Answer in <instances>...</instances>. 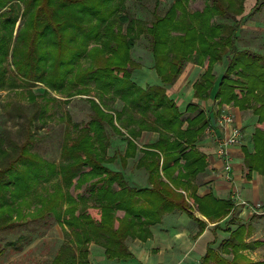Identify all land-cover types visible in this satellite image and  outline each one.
<instances>
[{
    "label": "trees",
    "instance_id": "trees-1",
    "mask_svg": "<svg viewBox=\"0 0 264 264\" xmlns=\"http://www.w3.org/2000/svg\"><path fill=\"white\" fill-rule=\"evenodd\" d=\"M126 1L0 0V90L27 87L28 99L43 100L0 166V256L5 247L31 243L56 221L67 238L48 264H91L92 244L106 260L121 263L133 257L126 239L146 240L163 213L182 210L192 216L195 206L209 219L224 218L233 207L230 198L197 194L198 177L209 165L197 143L211 127L198 101L212 98L218 105L251 110L253 150L243 149L244 164L264 171V54L236 44L247 15L240 0H205L200 10H189L190 0H172L149 22L129 15ZM141 35L148 36L159 78L145 87L131 78L140 68L131 49ZM192 60L203 72L192 84L198 101L185 107L192 115L182 118L166 87ZM223 60L217 80L214 65ZM37 83L44 89L34 93L30 89ZM74 96L87 98L89 118L79 123L67 117L58 160H48L34 149L40 140L36 120L45 124L55 104ZM144 132L156 133V139L138 144ZM115 135L124 150L109 154ZM130 158L145 170L147 186L126 181ZM116 160L121 169L108 166ZM239 235L241 240L242 225L221 241V252L210 244L200 264H264L238 254L244 244L233 240ZM228 249L232 258L222 257Z\"/></svg>",
    "mask_w": 264,
    "mask_h": 264
},
{
    "label": "rangeland",
    "instance_id": "rangeland-1",
    "mask_svg": "<svg viewBox=\"0 0 264 264\" xmlns=\"http://www.w3.org/2000/svg\"><path fill=\"white\" fill-rule=\"evenodd\" d=\"M171 2L172 0H127L126 11L129 15L145 22H149L153 18L154 13L163 14ZM205 2V0H190L187 8L189 10H200ZM261 2L262 0L256 4V0H240L244 9V14L247 15L240 30L237 32L236 44L240 49L247 48L264 54V5ZM216 21L232 22L227 18H218ZM131 57L134 61L140 64V68L134 69L132 72L131 78L133 81L143 87L149 84L159 83V78L153 70V58L148 48V36L141 35V37L136 40L131 49ZM224 66V60L214 65L213 72L216 75L217 80L220 77ZM202 72L203 66L196 64L194 60L188 61L184 65L181 74L178 76L174 84L166 87L167 94L177 103L179 110L182 112V118L192 115L185 111V107L189 102L196 103L198 101L192 97V84L199 78ZM43 89L44 86L37 83L35 86L31 87L30 90L34 93H38L42 92ZM26 92L27 87L0 90V166L5 165L13 153L11 148L12 144L17 143L22 139L23 134L21 128L25 120L29 117H37L36 114L40 110V106L43 104V100L36 99L31 101L28 99ZM52 95L56 98L64 99L55 93H52ZM206 101H198L196 103L199 106L198 108L204 111H207L208 108H210L213 112V110L217 108L218 103L212 98L209 101ZM114 105L119 107L120 104L119 102H116ZM218 106H225L224 108L227 106L234 107L233 104H221ZM51 110L52 114L47 118L45 124L36 120L37 136L40 137V140L34 149L48 160L56 162L59 157L60 144L65 130L64 126L66 125L67 117L74 122L84 123L88 120L91 109L85 96H74L71 97L67 103L61 100V103L55 104ZM240 111H242L243 114H245V112H247L248 115L251 114L250 109ZM146 133L147 132H144L138 139V144H149L156 139V133L152 132L148 134L149 138L145 141L143 135ZM208 134L209 133L206 132L205 136ZM124 146L125 143L119 136L115 135L112 137L108 153L113 154L115 150L123 152ZM118 161L119 160H116L113 163H108V166L116 170L121 169ZM132 172L139 174L136 176L140 179L139 181L134 180ZM144 172V169L136 168L134 166V160L130 158L127 160V166L123 175L129 185H134V187L138 188L148 185L147 175H145ZM86 187L85 184L81 188V192L84 195L87 194ZM119 214H121V210L117 211V215ZM231 217L232 219L237 218L233 213L231 214ZM225 224H227V221ZM66 238L62 225H58V223L54 221L52 225H49L44 229L41 236L36 237L31 243L27 245L23 244L18 249H12L11 246L5 247L0 256V264H48L57 252L59 246L66 241ZM227 252H229V249L225 251L224 254ZM221 256L224 258H230L228 255ZM238 261L244 260L240 258ZM109 263L110 262L105 259L96 260V264ZM118 264L132 263L131 261H126Z\"/></svg>",
    "mask_w": 264,
    "mask_h": 264
},
{
    "label": "crops",
    "instance_id": "crops-1",
    "mask_svg": "<svg viewBox=\"0 0 264 264\" xmlns=\"http://www.w3.org/2000/svg\"><path fill=\"white\" fill-rule=\"evenodd\" d=\"M224 107L217 105L213 112L210 108L207 110L211 117L212 134L205 136L197 146L207 155L209 165L198 177L197 194L203 196L210 193L218 199L230 198L233 202L231 211L222 219H209L195 206L192 216L182 210L163 213L160 221L149 227L151 234L146 240L126 239L133 255L129 260L132 264H200L207 247L211 244L221 252V241L228 239L238 225H242L241 240H238L239 235L233 242L239 244L241 241L244 244L238 254L252 261L264 260V171L247 170L243 153V149L253 150L251 136L255 118L252 113L243 114L236 107ZM224 112L233 115L234 124L221 128L217 121ZM233 126L240 129L239 141L227 147V158L220 157L217 154V141L229 135ZM148 134L143 135L145 141L149 138ZM226 160L231 165L229 171L225 170ZM132 175L134 180H140L136 177L139 174L132 172ZM232 213L237 218L231 221ZM119 215H123L122 211ZM196 218L203 223L200 224ZM200 227H203L201 231ZM221 254L230 258L233 256L231 249ZM89 257L91 264H96L97 259H105L101 248L95 245H91Z\"/></svg>",
    "mask_w": 264,
    "mask_h": 264
},
{
    "label": "built area",
    "instance_id": "built-area-1",
    "mask_svg": "<svg viewBox=\"0 0 264 264\" xmlns=\"http://www.w3.org/2000/svg\"><path fill=\"white\" fill-rule=\"evenodd\" d=\"M217 122L221 128H225L227 125L234 124V118L230 112H224L219 116ZM212 130H213L212 128H209V129H207V132L212 134ZM239 137H240V129L238 127L233 126L231 128L229 135H225V136L218 139V141H217V146H218L217 154L220 157L227 158V147L231 144L238 143ZM230 167H231V165H230L229 161L226 160L225 170L229 171Z\"/></svg>",
    "mask_w": 264,
    "mask_h": 264
}]
</instances>
